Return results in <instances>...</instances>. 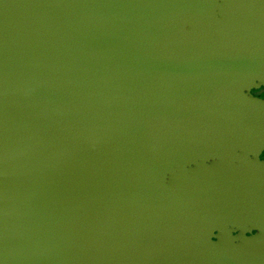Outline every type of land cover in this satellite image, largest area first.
Listing matches in <instances>:
<instances>
[{
  "label": "water",
  "instance_id": "1",
  "mask_svg": "<svg viewBox=\"0 0 264 264\" xmlns=\"http://www.w3.org/2000/svg\"><path fill=\"white\" fill-rule=\"evenodd\" d=\"M261 85L264 0H0V264H264L259 153L221 210L186 169Z\"/></svg>",
  "mask_w": 264,
  "mask_h": 264
},
{
  "label": "flooded vegetation",
  "instance_id": "2",
  "mask_svg": "<svg viewBox=\"0 0 264 264\" xmlns=\"http://www.w3.org/2000/svg\"><path fill=\"white\" fill-rule=\"evenodd\" d=\"M249 94L264 99V85L253 87ZM250 133L241 131H194V155L191 157V169L193 173L192 190L194 196H201L211 201L209 207L213 210H221L227 207L225 200L231 195L228 186L241 184L243 179L239 177L242 164L253 157L252 151H257L264 160V141L252 148L251 141L247 139L225 140L223 143L212 140L203 142L196 139L200 135L209 136H242ZM170 175L168 176V180ZM217 232V231H216ZM192 248L189 255L194 263V243L185 245Z\"/></svg>",
  "mask_w": 264,
  "mask_h": 264
}]
</instances>
